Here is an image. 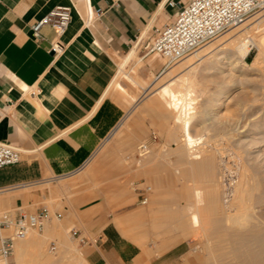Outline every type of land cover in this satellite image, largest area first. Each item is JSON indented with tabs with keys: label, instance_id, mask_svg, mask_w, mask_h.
Listing matches in <instances>:
<instances>
[{
	"label": "crops",
	"instance_id": "0c3cea01",
	"mask_svg": "<svg viewBox=\"0 0 264 264\" xmlns=\"http://www.w3.org/2000/svg\"><path fill=\"white\" fill-rule=\"evenodd\" d=\"M188 1L0 0V142L21 150L18 163L0 168V208L38 211L53 200L54 213L60 214L63 223L40 230L43 235L36 238L43 244L49 237L60 238L63 227L79 225L95 235L96 247L105 249L106 235L110 234L105 220L120 207L133 204L131 198L111 202L108 197L125 187L121 181V173L127 171L123 155L132 150L136 139L146 136L138 119L132 132L123 131V122L130 114H126L127 101L129 108L137 107L141 100L135 93H146L153 86L127 87L122 74L127 69L131 72L139 62L145 63L138 69L144 79L162 68L155 56L144 55L145 47L155 29L170 24ZM55 7H66L70 12V21L59 38L62 51L57 55L48 51L55 36L52 28L43 27L40 40L30 31L35 21ZM95 11H100L99 17ZM88 18L91 21L87 22ZM144 107L156 106L147 101ZM150 129L149 140L167 138V125ZM175 148L174 157L182 159L184 151ZM178 157L174 164L182 167L181 175L202 183L200 173L188 175L184 159ZM158 170H147L156 183ZM48 183L55 186L50 193L27 191ZM73 188L101 191L94 197L69 199L66 196ZM181 195L186 196L172 192L173 198ZM158 215L156 211L149 216V223L141 222L134 230L120 231L111 244L110 256L93 259L94 263L189 264L186 254L181 263L161 260L176 246L155 257L150 254L154 249L151 244L138 246L140 237L152 234ZM27 242L23 239L17 244Z\"/></svg>",
	"mask_w": 264,
	"mask_h": 264
},
{
	"label": "rangeland",
	"instance_id": "374dc122",
	"mask_svg": "<svg viewBox=\"0 0 264 264\" xmlns=\"http://www.w3.org/2000/svg\"><path fill=\"white\" fill-rule=\"evenodd\" d=\"M254 19L261 20L259 28H261V32H264V9H261L255 15L248 17L240 24H237L202 46V49L199 48L183 59L172 63L164 72H161V68L157 73L151 74L146 79L140 77L138 73L139 67L144 66L145 63H138L137 58H140V56L134 59L138 63L137 67L131 70V72L127 69L122 74L135 80V84H133L125 78L124 81L127 87L134 86L137 88L140 85L142 88H145L150 84L153 87L150 91L147 90L146 93H135V96L139 95L141 100L140 105L137 107L129 108V102L127 101L126 114L129 112L130 114L123 122V131L125 133L132 132L135 127V121L138 119L146 136L143 134L141 138L136 139L132 150L127 155H123L127 171L121 173V181H123L125 187H121L118 193L108 197L111 202L113 200L131 198L133 204L120 207L119 211L111 213L105 220L107 223L106 227L110 231V234L106 235L107 244L105 249L96 247L95 241L97 240L93 242L95 235L87 233L81 226H67L63 227L60 238L49 237L45 240L44 244L42 243L40 250L42 254L41 258H34L32 256L30 258L29 255L23 257L21 262H17L16 244L19 240L16 241L11 259L12 264H95L93 259L100 260L102 256H110L111 244L117 241L120 231L134 230L141 222L145 224L149 223V216L156 214V211H158L159 215L153 221V235L140 237L139 247L145 246L146 243L151 244L154 249L150 251V254L155 257L176 246L161 257V260L165 263L171 262L172 259H177L181 263L182 256L186 254L185 257H187L189 264H203L205 262L216 264L217 251L206 249L207 245L205 247L203 244L206 243L203 231H193L190 229L180 231L175 226V217L185 218L190 209H192V190L193 188L202 190L203 182L186 179L181 175L182 167L174 164L175 157L172 153V148L180 143L177 125L172 115L168 113L155 93L162 84L188 73V77L192 83V90L196 97L193 105L194 113L191 116V133L203 136V144L199 145L200 150L213 153L221 152L223 158L227 157L229 160L228 165L230 168L235 169L236 161L232 157L227 156V154L236 150L233 142L236 139V133L233 131L234 123L238 120L249 125L258 121L261 116H264V56L258 62L256 60L258 51L252 47L242 61H239L238 58H232V65H221L215 71H203L204 60L199 65H195L196 63H194L196 67H190L191 69L189 67L185 69V66L181 67L179 65H183V62L185 64L191 60L192 55L205 49L207 50L209 46L217 45L219 46L218 48H224L225 44L228 41L234 40L237 35L246 37V33H242L243 31H239L235 36H233V33L236 30L238 31L241 25L251 23ZM234 28L237 29L231 31ZM256 34L253 36H256ZM226 37L230 39L228 40ZM152 56H155L156 60L163 67L165 61L155 54H152ZM212 57V55H208L206 59L209 60ZM243 62L248 64V67H245ZM146 63H149L150 69H153L154 65L150 60L149 62L147 60ZM227 76L231 77L228 79ZM224 80L226 81L224 82ZM179 87L183 88L181 85L177 86L178 89H180ZM147 101L154 102L156 107L151 109L145 108L144 104ZM166 113L168 114L167 117ZM154 125L168 126L167 138L165 140H149L147 138L151 131L150 128ZM174 135H177L176 139H174ZM178 137L179 139H177ZM145 143L148 146V152L139 155L137 148L139 145ZM259 148L264 150V145H261ZM215 155L217 156V154ZM155 167L159 169L157 183L153 182L147 174V170ZM186 169L189 170L188 165H186ZM188 174L192 173L188 171ZM54 187L52 183H48L28 188L27 191L50 193ZM99 191H101L100 188H73L66 197L69 199L83 196L94 197ZM172 192H176L179 195L184 193L186 196L181 195L173 198ZM234 204L237 206L241 205L240 201H234ZM44 207L51 213L57 210L53 200L45 202ZM6 210L11 209L0 208V212ZM240 210L237 209L235 212L240 215ZM27 211L32 213L34 209L29 208ZM162 212H168V215H161ZM125 219H128L129 222L123 224L122 221ZM62 223V219L52 220L44 226V229L46 226L61 225ZM73 231L77 233L73 235ZM42 235L43 232L33 231L25 239ZM80 238H83V242H81Z\"/></svg>",
	"mask_w": 264,
	"mask_h": 264
},
{
	"label": "bare ground",
	"instance_id": "6f19581e",
	"mask_svg": "<svg viewBox=\"0 0 264 264\" xmlns=\"http://www.w3.org/2000/svg\"><path fill=\"white\" fill-rule=\"evenodd\" d=\"M260 21L254 19L251 23L241 25L238 31L236 29L239 26L231 30H236L232 32L233 36L243 31L246 37L237 35L231 41L226 37L228 42L223 40L227 42L226 46L223 45L224 48L209 46L207 50L192 55L191 60L185 64L183 62V65H178L185 66L186 69L196 67L195 65L204 60L203 71H215L221 65L231 64L232 58L242 61L252 47L258 51V61L264 56V32L259 28ZM254 34L256 36H253ZM208 55H212V59L207 60ZM243 65L248 67L245 62ZM124 77L131 81L128 76ZM229 77L231 76H227L228 79ZM179 85L183 88L178 89ZM192 89L188 73H185L162 84L155 93L164 107L169 109L177 125L180 137L177 139L180 143L175 149L184 151V157L175 158L178 157L181 161L184 159L183 163L188 165V171L192 175L199 172L203 182L202 190L193 188L192 209L185 218L176 216L175 226L180 231H203L207 243L203 244L205 247L207 245L206 249L217 251L216 264H264V150L259 148L264 145V116L249 125L238 120L234 123L236 139L233 142L236 150L227 154L236 161V168L232 169L228 165L229 160L227 157L223 158L221 152L213 153L199 149V145L203 144V136L191 133V116L196 99ZM234 201H240L241 205L237 206ZM237 209H241L240 215L235 212ZM42 243L36 237H29L23 246L17 244V262H21L22 257L27 254L30 258H41Z\"/></svg>",
	"mask_w": 264,
	"mask_h": 264
},
{
	"label": "built area",
	"instance_id": "2783aa9c",
	"mask_svg": "<svg viewBox=\"0 0 264 264\" xmlns=\"http://www.w3.org/2000/svg\"><path fill=\"white\" fill-rule=\"evenodd\" d=\"M169 5L175 6L172 1H169ZM261 9H264V0H189L179 7L170 24L155 29L144 55L155 54L162 58L165 63L161 72H164L172 63L195 52ZM99 15L100 11H95V17ZM69 21L68 8L55 7L30 26L31 35L35 40H40V30L43 27L52 28L55 36L48 51L57 55L62 51L59 38ZM89 21L91 18L87 19ZM137 150L139 155L146 154L148 146L141 144ZM20 155L19 148L0 142V168L18 163ZM60 217V214L51 213L47 208L32 213L24 208L0 212V264H12L17 240L25 238L30 232L42 230L46 224ZM76 233L72 232L73 235ZM80 240L83 242V238Z\"/></svg>",
	"mask_w": 264,
	"mask_h": 264
}]
</instances>
